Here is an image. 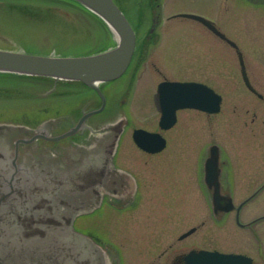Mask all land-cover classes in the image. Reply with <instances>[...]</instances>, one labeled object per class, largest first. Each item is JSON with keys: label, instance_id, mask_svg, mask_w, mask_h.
I'll return each instance as SVG.
<instances>
[{"label": "rangeland", "instance_id": "374dc122", "mask_svg": "<svg viewBox=\"0 0 264 264\" xmlns=\"http://www.w3.org/2000/svg\"><path fill=\"white\" fill-rule=\"evenodd\" d=\"M115 1L131 21L137 34L143 36L144 30L151 25L149 5L151 1ZM156 2L158 4L156 11L160 14L158 31L162 33L166 29L167 34L165 32L162 35L158 45L146 47L145 58L148 59L140 61L138 68V76H141L137 80L138 92L143 89L144 95H147L149 90L152 92L155 83L151 86L150 80L157 82L162 79L160 76L173 80L202 81L221 94L220 112L218 114L183 112L182 118L186 122L184 127H188L185 130L188 133L186 132L184 136L191 138L185 137L184 144L174 148L173 152L184 153L187 158L184 164L185 166L187 164L188 168L185 171L183 166L182 178L186 192L181 194L175 186L177 185L175 179L181 183L180 169L175 166L171 192L166 194L165 199L163 198L169 202L165 210L172 212L171 214L166 215L165 212L159 214L156 210L155 214L153 211L149 212L148 216L151 217H146L142 209L116 211L102 206L91 216L80 218L77 226L91 229L98 238L109 240L118 246L130 264H143L149 254L152 256L171 243L172 249H183L186 244L199 241L202 236L205 240L202 245L204 248L238 252L250 247L254 256L258 253L264 254V219L253 225L254 231L258 233V239L254 235L252 237L248 230L240 229L234 224L233 213L228 214L219 226L214 225L209 218L210 191L198 188V181L200 179L201 182L202 179L198 178L195 169L197 162L195 158L199 151L195 146L197 140L199 147L204 145V157L208 154L209 146L217 144L225 156H229L232 166L240 165L241 161L238 159L247 158L248 155V158H252L254 166L252 175L247 172L251 179L246 180L243 170L234 171L235 175H239V179L237 178L235 183L237 192L231 194L236 203L249 197L247 200L249 202L242 208L243 221L264 215V146H258L264 145V133H258L256 128V125H264V100L253 95L244 85L236 50L232 46L193 19L185 17L167 19L176 13H189L212 21L242 51L250 81L264 98V0H156ZM78 6L66 0H0V49L21 50L33 54L83 56L112 46L115 43L113 35L100 23L95 14L90 11L87 13ZM154 62L161 73L152 65ZM54 85L55 82L49 78L0 76V123L11 122L19 128L23 125L30 129L40 127L44 123L51 125V121L56 117L53 105L58 102L54 101L58 98L54 90L57 86ZM94 101H84L81 105L86 106L87 111L95 110L99 103H93ZM61 106L59 103L58 107ZM43 107L46 110L42 112L40 109ZM253 112L256 113L254 120ZM129 115L132 116L133 124L143 121L142 113L137 109L128 113V109L124 112L119 108L112 117L105 119L100 118L101 113L92 115L90 118L100 119L95 121V124L100 126L99 131L101 128L103 130L94 132L92 137H103L105 140V136L108 135L111 139L113 136L108 134V127L111 129L118 122H125L126 116ZM236 126L237 128H233ZM134 127L137 126H131L129 132ZM251 128L257 133L252 141L247 137V132ZM190 131H195L196 134L189 135ZM217 131L219 136L215 134ZM250 143V153L244 154L245 151L249 152ZM252 164L248 166L247 163H243V166L249 171ZM123 173L130 177L136 189L137 182L132 174ZM168 179H171L170 175ZM163 184V181L159 183ZM261 184L260 189L254 191ZM132 187L130 183L129 191H134ZM199 203H204L202 204L204 209L197 208L200 207ZM200 210L204 211L202 215ZM186 212L188 213L186 217L191 218L185 219ZM145 218L155 222L146 225L142 222ZM202 219L206 221L204 228H199L185 240H178L181 233ZM152 235H158L160 238L152 250H149L146 246L150 243ZM101 248L107 257L111 255V251L106 249L105 245L102 244Z\"/></svg>", "mask_w": 264, "mask_h": 264}, {"label": "water", "instance_id": "95a60500", "mask_svg": "<svg viewBox=\"0 0 264 264\" xmlns=\"http://www.w3.org/2000/svg\"><path fill=\"white\" fill-rule=\"evenodd\" d=\"M77 2L97 17L103 18L116 32L118 40L115 46L83 56L43 55L0 49L2 73L46 77L55 81H77L93 88L100 95L102 103L99 108L83 113L75 125L50 137L51 140L74 135L86 126L84 122L90 115L103 109L105 97L98 83L119 77L126 70L135 47L134 30L113 0ZM181 15L201 22L236 49L242 78L246 86L253 90L237 45L210 20L196 14ZM220 100V96L212 89L198 82H163L155 96L163 128H168L173 123L176 109L197 108L213 113L219 110ZM88 128L92 133L103 131L102 128L100 131ZM26 131L27 128L22 125L19 128L13 123H0V264H108L109 258L103 249L89 237L73 229L72 220L81 212L70 203V190L84 189L86 183L79 175L85 174L84 171L88 168L96 171L101 166L97 165L95 159L88 163L89 167L78 159L71 160V164L57 163L58 161H53L51 153L49 156L44 155L41 153L42 148L35 145V148L25 150L22 157L18 158L20 143L26 145L44 138L39 133L17 137L13 148L8 138L18 134L25 135ZM140 134V130H136L134 140L148 151H158L163 144L159 135L148 133V137L158 139L151 143L153 147L157 144L156 148H149L145 146ZM118 136L119 134L115 143ZM113 138L109 137V140ZM104 143L103 137H93L90 146L72 150L71 155L79 157L81 152H101ZM111 152L112 149L110 154ZM218 157V147L210 146L209 155L204 162V178L208 187L213 188L211 200L214 210L229 211L234 206L231 197L222 195L219 190ZM108 161L110 168L111 162ZM73 163L75 165L72 166ZM100 187V184L96 186L94 196H98L94 200V207L100 202ZM214 257L217 259L214 261L221 264L222 261H230L231 254L217 253Z\"/></svg>", "mask_w": 264, "mask_h": 264}, {"label": "flooded vegetation", "instance_id": "af4514ba", "mask_svg": "<svg viewBox=\"0 0 264 264\" xmlns=\"http://www.w3.org/2000/svg\"><path fill=\"white\" fill-rule=\"evenodd\" d=\"M150 2V9H151V25L147 27V29L144 30L143 36H139L137 34V31L135 30L136 34V44L134 49V54L132 61L128 65L126 71L122 76H119L117 79L106 81L101 83L100 89L103 92L105 96V105L103 110L100 112L102 116H100L101 119L112 117L113 113H116L119 108L123 109L124 112L127 111L130 113V111H134L137 109L138 112H141V117L143 118V121H139L136 124H133V120H131L132 116H126L125 122H118L116 126H113L111 129L108 128V134L112 135L114 138L112 140H109V137H105L106 143H104L103 151L96 152V153H87V152H81L79 157L72 154V150H81V148H87L90 146V141L88 140V136L90 133V128H94L96 130L99 129L100 126L98 124H95V121H98L100 119L96 118H89L86 119V126H83L82 130L75 133L72 136L58 139V140H51L50 137H54L68 128L70 126L75 125L78 119L81 117L83 111L82 108L79 107V103L82 101H92L95 100L93 103L101 102V99L97 92L91 88L83 85L79 82H69V81H62V82H55V87L57 86L55 90L56 96L58 98H55L54 101H58L62 104L61 107H58V102L53 105L55 110V120L51 121L52 124H45L36 129L35 131H31V133L26 131L27 136H31L35 133H39L44 138H39L34 145L38 148H42L41 153L44 155H50V153L53 155V161L57 163L65 162L66 164H71V160L78 159L82 162L83 165L86 167L88 166V163L95 159V162L97 160V165L101 166L100 169H96V171L91 170L88 168L85 172V174H80V179L83 182H86L83 186L84 189L81 190H70L72 191V196L70 197L72 206L75 205L78 209H80L79 214H77L73 220L72 224L76 231L82 232L86 234L87 236L91 237L92 239L98 240L101 244L105 245L106 249L111 251V255L109 256V264H130L128 260L124 258L122 255L120 249L118 246L112 244L109 242V240H102L98 238L96 234H94L91 229H82L77 226V222L80 218L91 216L93 213L98 211L102 206H107L108 208L115 209L116 211H125V210H131V209H142L143 213L146 214V217L148 216L150 211H153L155 214V211H159V214L162 212H165L167 214H171L172 212L166 211L167 205L169 202L163 200L165 199L166 194L168 192H171V186H172V177H173V169L175 166H178L180 169V177L181 183L178 182L177 179H175L176 184L175 185L178 189V191H181V194L185 193L184 189V181L182 180L183 176V166L186 169L188 168L187 164L185 166L184 162L187 161V158L185 157L184 153H177L176 151L173 152L174 148H178L179 146L184 144V138L187 136H184L186 129L188 127H184V124L186 123L183 118V112L186 111H193L201 114H209L204 112L203 110H199L196 108H179L175 110L174 113V121L168 128H163L161 126L160 122V116L161 112L158 110L157 105L155 103V96L158 92V87L162 82L173 80L169 79L166 76H160V80L155 82L154 80H150V84L152 86V83L154 84V90L151 92L149 90V93L147 95H144L142 92H145L143 90H137V80L141 78V76H138L139 74V63L140 61L147 60L148 58H145V49L147 46L154 47L159 44L161 41L162 35L167 34V31L165 29V32L158 31V28H160V18L158 12L156 11V6H158L156 0H149ZM181 13H176L171 16H169L167 19L170 20V18H182L180 15ZM154 61V60H152ZM151 61V62H152ZM154 68L159 72V68L155 66V62L152 63ZM247 72V71H246ZM248 75V74H247ZM248 80L251 84V86L254 88L253 90L248 89L253 95L256 97L264 100L262 97V94L256 90L254 85L251 83L249 76ZM186 79H177L175 81H185ZM154 81V82H153ZM197 81V80H192ZM202 82V81H197ZM204 83V82H202ZM244 83V82H243ZM146 90V89H145ZM70 99V100H69ZM69 100V102L64 101ZM222 102V99H221ZM221 104V103H220ZM221 106V105H220ZM151 111H150V108ZM42 110H46V108H41ZM126 110V111H125ZM43 112V111H42ZM63 113V114H62ZM65 113V114H64ZM219 113V112H218ZM215 113V114H218ZM99 114V113H98ZM127 114V113H126ZM68 115V116H66ZM63 116V117H62ZM140 117V118H141ZM256 117V113H252V120H254ZM139 120V119H138ZM69 124L67 127L66 125ZM138 124V125H137ZM119 125V126H118ZM137 126L130 130L131 126ZM258 129V133H264V125H256ZM66 127V128H65ZM233 128H237L233 127ZM122 129V130H121ZM261 129V130H260ZM128 130V134L126 135ZM135 130H141V134L143 136H140L142 140L145 143V146L149 148H153L151 143L153 141H158L157 138L148 137L149 134H157L159 135L161 140L163 141L162 146L158 151H148L144 149L143 147L139 146L138 143L134 140V133ZM254 134H251V133ZM120 133L118 144L116 147V152L112 157V164L116 168H109V158H111L110 150L112 149V146L115 143V138ZM149 133V134H148ZM188 133V132H187ZM196 134L195 131H190L189 135ZM217 136H219V131L215 133ZM257 134L256 132L249 130L247 132L248 140L253 139V136ZM146 135V136H145ZM23 134H18L17 136L10 137L8 140L11 142V146L14 148V142L17 137H22ZM198 136V135H197ZM190 139L191 137H187ZM260 138V137H259ZM198 139V138H197ZM196 139V140H197ZM159 140V141H161ZM261 140V138H260ZM198 140L195 142V146L199 151L196 155L197 162H195V169H197V175L198 178H201V182L199 179L198 188L202 190H210L212 192V188H208V186L205 183L204 178V169H203V157H204V145L202 147H199V143H197ZM157 145V144H156ZM155 145V146H156ZM250 145H248V151H245L244 154L250 153ZM264 146L262 144H258V146ZM33 145H25V144H19L18 145V158H21L24 154V151L27 150V147L31 148ZM78 147V148H77ZM32 148H35L34 146ZM31 148V149H32ZM76 148V149H75ZM30 151V150H29ZM62 155V156H61ZM247 158H240L238 159L241 163L240 165H234L232 166L231 160L229 156H225V153L221 152L219 153V189L222 194H230L233 200L234 208L230 211H224V210H214L213 203L210 201L208 202V209H209V218L214 225H218L223 222L228 214L233 213V222L234 224L243 230H248L249 234L253 237L258 239L257 235L258 233L254 231L253 225L258 223L259 221L263 220L264 217L258 216L256 218H253L251 220L243 221L241 218L242 215V208L246 203L249 201L248 198H244L238 203L234 202L233 194L235 193V183L237 182L236 179H239V175L234 173L240 172L241 170L244 171L245 176L247 177L246 180L251 179L252 171H253V164H252V158H248V155H246ZM227 157V158H226ZM179 160V161H178ZM153 164L151 165L150 163ZM176 162V163H174ZM243 163L252 164V168L248 171L243 166ZM131 166H130V165ZM75 165L74 163L72 166ZM106 167V168H103ZM154 167V168H153ZM103 168V169H102ZM235 168V169H234ZM128 172L132 174V176L136 179L137 187L136 190L131 192L129 191V177L122 172ZM251 173L249 175L248 173ZM247 173V174H246ZM94 175V176H92ZM170 175L171 179H168V176ZM92 176V177H91ZM161 181L164 182L163 185H159ZM168 182V184H166ZM239 182V181H238ZM95 183H98L97 185H101V187L98 189V192L100 193V197H102L101 206H95L94 207V200L98 196L96 195V186L93 185ZM246 183V181H245ZM248 183V182H247ZM248 186V185H247ZM259 185L256 190L258 191L260 187ZM186 188V187H185ZM80 191V194L79 192ZM253 191V193H254ZM77 198V200H75ZM190 204V203H189ZM188 204V205H189ZM192 204V203H191ZM195 204V203H193ZM204 205V203H202ZM199 203L200 209H204L203 205ZM99 207V208H98ZM98 208V209H97ZM173 208V207H170ZM169 208V209H170ZM186 208V207H185ZM188 208V207H187ZM201 215L203 214V210H200ZM188 213H184L185 219H188L191 216H187ZM172 216V215H171ZM170 216V217H171ZM199 215L196 216L198 219ZM202 217V216H201ZM195 218V217H192ZM144 224L149 225L154 223L155 221L150 220L149 218H145V220L142 221ZM206 224V221L204 219L200 220L196 225H193L190 227L187 231L181 233L178 236V240H185L187 237L192 235L194 232H196L199 228H204ZM145 227V226H144ZM191 230V231H190ZM190 231V232H189ZM189 232V233H187ZM246 234V233H245ZM249 235V236H250ZM158 235H152L150 237V243L146 246L149 250H152V247L156 244V241L159 240ZM104 242V243H102ZM205 240L204 237L199 239V241H194L186 244L185 248L183 249H172V244L167 245V247L161 249L158 253L150 256L148 255V259H145L143 261V264H212L211 259H206L207 256L201 255V256H195L197 253L201 251H207V252H222L217 248H204ZM262 245V241H260L259 246ZM112 248H111V247ZM252 248L246 247L242 251L238 252H222V253H233L240 255V258H237L231 262V264H264V254L258 253L257 256H254L251 251ZM251 254H249L248 252ZM107 253V252H106ZM192 254V255H191ZM258 259H257V258Z\"/></svg>", "mask_w": 264, "mask_h": 264}, {"label": "bare ground", "instance_id": "6f19581e", "mask_svg": "<svg viewBox=\"0 0 264 264\" xmlns=\"http://www.w3.org/2000/svg\"><path fill=\"white\" fill-rule=\"evenodd\" d=\"M66 1L69 2V3H71L72 5L78 4L79 5L78 7L80 9H82L83 11H88L83 5H81L79 2H77V0H66ZM97 18L99 19L100 23L102 25H104L107 28V30L113 35V37L115 39V43L112 45V47L115 46V44H116V42L118 40V36H117L116 32L112 28L109 27V25L107 24V22L103 18H99V17H97ZM7 74H10V73H7ZM69 82H73V81H69ZM98 84H101V82L98 83Z\"/></svg>", "mask_w": 264, "mask_h": 264}, {"label": "trees", "instance_id": "16d2710c", "mask_svg": "<svg viewBox=\"0 0 264 264\" xmlns=\"http://www.w3.org/2000/svg\"><path fill=\"white\" fill-rule=\"evenodd\" d=\"M76 5H78V4H76ZM86 12L89 13L88 11H86ZM10 75H11V74L0 73V76H9V77H11L12 75H11V76H10Z\"/></svg>", "mask_w": 264, "mask_h": 264}]
</instances>
